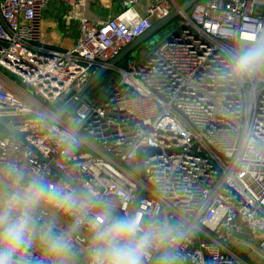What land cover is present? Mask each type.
Wrapping results in <instances>:
<instances>
[{"label":"built area","instance_id":"obj_1","mask_svg":"<svg viewBox=\"0 0 264 264\" xmlns=\"http://www.w3.org/2000/svg\"><path fill=\"white\" fill-rule=\"evenodd\" d=\"M52 1L0 0V110L38 114L16 127L35 133L27 140L49 159L9 133L0 137V176L8 181L14 168L25 182L40 178L90 201L63 172L117 216H129L140 195L135 217L183 226L144 264H158L165 251L166 264H249L227 244L244 230L264 250V73L240 80L226 68L232 49L264 40V0H199L145 55L116 66L127 45L180 3L162 0L141 15L142 0H119L122 11L105 20L80 17L79 38L67 49L42 41ZM55 1L71 7L62 15L70 31L73 9L92 0ZM100 67L115 72L111 82L79 96ZM66 132L75 137L71 148ZM80 228L89 233L86 222ZM57 230L67 229L57 221ZM73 242L88 249L75 235ZM16 259L41 264L45 247L35 237Z\"/></svg>","mask_w":264,"mask_h":264},{"label":"clouds","instance_id":"obj_2","mask_svg":"<svg viewBox=\"0 0 264 264\" xmlns=\"http://www.w3.org/2000/svg\"><path fill=\"white\" fill-rule=\"evenodd\" d=\"M250 40L249 45L229 52L226 76L242 80L264 73V40ZM62 140L69 148L75 143L71 132L62 134ZM8 176L7 182L0 179V264H18L16 257L32 246L37 221L45 216V209L53 212L40 227L46 255L41 264H74L73 237L85 222L90 235L87 264H144L152 251L164 249L182 236L180 224L116 216L108 205L95 214L90 201L62 186L46 185L40 178L25 182L23 173L14 168ZM57 213L72 218L70 228L57 230ZM166 261L165 251L158 264Z\"/></svg>","mask_w":264,"mask_h":264},{"label":"water","instance_id":"obj_3","mask_svg":"<svg viewBox=\"0 0 264 264\" xmlns=\"http://www.w3.org/2000/svg\"><path fill=\"white\" fill-rule=\"evenodd\" d=\"M199 0H187L185 1L183 4H179L176 10H174L173 12L169 13L166 16H163L161 18H158L157 20L154 21V23L151 25L150 28H148L145 32H143L141 35H139L132 43H130L129 45H127L124 50H122V52L120 53V55L115 58L114 60L111 61V64L116 66L119 63H121L124 58H126L130 53H132L133 51H135L139 45H141L142 43L152 39V38H156L158 36L162 37L163 35L168 34L171 30H166L168 27H170L171 25H173L175 19L182 15H187L188 11L191 9V7L193 6L194 3H196ZM166 32V34H164ZM109 71V67H100L99 70L95 71V69L92 70L93 75L91 77V79L89 80V82L86 84V86L84 87V89L82 91H80L79 96H82L83 94H85L90 88H92L94 85H96V83L98 82V80L100 79V77H102L104 74H106ZM75 100H72L71 103H68L63 109L62 111L58 114V116L60 118H63L64 115L74 106L75 104ZM64 106V102L58 101L57 103H55V105L50 106V109L52 111H57L59 108H62ZM11 111V109H6V110H0V126L4 127L8 133L15 135L17 138H19L25 145L29 146L31 149H33L38 155H40V157L42 159H44L45 161H49L48 158H46L37 148L36 146H34L32 143H30L27 140V136L29 135H34L35 133L33 132H25V131H20L19 129H17V125L25 120H31V119H37L39 118L38 114H22V115H12V114H5V113H9ZM143 158H144V153L140 154V166H141V171H142V175L144 176V162H143ZM52 166L54 167L55 170L59 171L61 173V171L59 170V168L52 163ZM64 175V177L70 182L72 183L80 193H82V195L92 201L93 203H95L101 210H103V208L105 206H103L102 204L98 203L97 200L91 195V193H89L88 191H86L84 188H82V186L80 184H78L74 179H72L70 176L64 174L63 172L61 173ZM0 179H3L5 182H7L6 179H4L3 177L0 176ZM3 190V188H2ZM141 199V196L138 195L133 206L131 209V212L129 214V216H133L135 217L136 211L138 209V205H139V201ZM45 215H49L53 212L52 209H45L44 210ZM115 214V212H114ZM57 215V221L59 223H61L64 227H66V229L70 228L72 221L70 219H68L67 217L60 215L59 213L56 214ZM116 215V214H115ZM117 216V215H116ZM42 225V220H38L37 221V228H36V240L37 242L41 245L44 246L43 241L40 238V227ZM77 238V243H82V242H86L89 244V239H90V235L89 233L85 232L83 229H79L75 234H74Z\"/></svg>","mask_w":264,"mask_h":264},{"label":"crops","instance_id":"obj_4","mask_svg":"<svg viewBox=\"0 0 264 264\" xmlns=\"http://www.w3.org/2000/svg\"><path fill=\"white\" fill-rule=\"evenodd\" d=\"M160 1L162 0H142L135 6V10L141 15H145L152 4ZM69 9H71L70 6L62 5L55 0L46 9L42 27V41L46 45L67 49L73 48L80 35V17H87L93 21L97 19L105 20L112 14L120 13L122 6L119 0H92L84 6L83 10L79 7L74 8L75 19L70 31L66 29L62 20L63 13ZM227 245L234 254L249 264L264 263V250L260 248L258 241L249 236L244 230L235 231Z\"/></svg>","mask_w":264,"mask_h":264},{"label":"rangeland","instance_id":"obj_5","mask_svg":"<svg viewBox=\"0 0 264 264\" xmlns=\"http://www.w3.org/2000/svg\"><path fill=\"white\" fill-rule=\"evenodd\" d=\"M182 19H183L182 15L178 16L175 19L173 25L168 27L166 30H173L175 28V26L182 21ZM164 34H166V32ZM161 38L162 37L158 36L155 39L152 38V39L142 43L141 45H139V47L135 51L130 53L126 58H124V60L129 59V58H133V57L140 58L141 56L145 55L151 49L152 46L155 47L159 43ZM114 75H115V72L113 70H109L106 74H104L103 77H105V78L102 81V84H101L100 80H98L96 85H94L93 87L95 88L98 85H108L111 82ZM28 90H29L28 91L29 93L33 94V90L31 88H29ZM98 90H100V87L98 88ZM74 251L76 253V255L74 257V264H87V260H88L87 250L84 247H81L79 245L77 246L76 244H74Z\"/></svg>","mask_w":264,"mask_h":264},{"label":"trees","instance_id":"obj_6","mask_svg":"<svg viewBox=\"0 0 264 264\" xmlns=\"http://www.w3.org/2000/svg\"><path fill=\"white\" fill-rule=\"evenodd\" d=\"M180 4H183L185 1H187V0H177ZM104 80V78H101L100 79V82H101V84H102V81ZM101 85H98L97 87H95V88H93V90L92 91H95V92H98L99 90H98V88L100 87ZM9 133H8V131L4 128V127H2V126H0V137L2 136V137H4V136H6V135H8Z\"/></svg>","mask_w":264,"mask_h":264}]
</instances>
